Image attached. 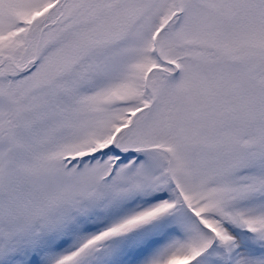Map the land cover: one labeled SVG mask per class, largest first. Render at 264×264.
Listing matches in <instances>:
<instances>
[{
    "label": "rangeland",
    "instance_id": "rangeland-1",
    "mask_svg": "<svg viewBox=\"0 0 264 264\" xmlns=\"http://www.w3.org/2000/svg\"><path fill=\"white\" fill-rule=\"evenodd\" d=\"M0 264H264V0H0Z\"/></svg>",
    "mask_w": 264,
    "mask_h": 264
},
{
    "label": "water",
    "instance_id": "water-1",
    "mask_svg": "<svg viewBox=\"0 0 264 264\" xmlns=\"http://www.w3.org/2000/svg\"><path fill=\"white\" fill-rule=\"evenodd\" d=\"M156 41V40H155Z\"/></svg>",
    "mask_w": 264,
    "mask_h": 264
}]
</instances>
